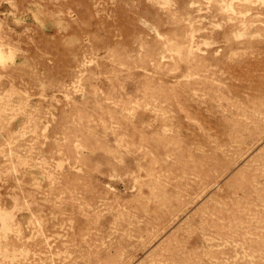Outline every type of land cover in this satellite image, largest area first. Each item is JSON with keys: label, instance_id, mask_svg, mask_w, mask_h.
Masks as SVG:
<instances>
[{"label": "rangeland", "instance_id": "1", "mask_svg": "<svg viewBox=\"0 0 264 264\" xmlns=\"http://www.w3.org/2000/svg\"><path fill=\"white\" fill-rule=\"evenodd\" d=\"M0 264H264V0H0Z\"/></svg>", "mask_w": 264, "mask_h": 264}]
</instances>
